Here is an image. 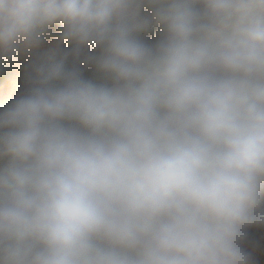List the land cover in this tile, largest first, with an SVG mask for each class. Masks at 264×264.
<instances>
[{"label": "clouds", "instance_id": "9594fccd", "mask_svg": "<svg viewBox=\"0 0 264 264\" xmlns=\"http://www.w3.org/2000/svg\"><path fill=\"white\" fill-rule=\"evenodd\" d=\"M0 264H264V0H0Z\"/></svg>", "mask_w": 264, "mask_h": 264}]
</instances>
